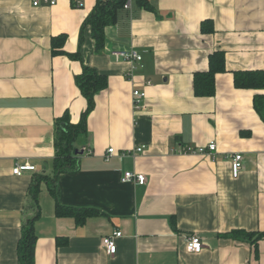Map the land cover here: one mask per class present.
<instances>
[{
    "label": "crops",
    "instance_id": "0c3cea01",
    "mask_svg": "<svg viewBox=\"0 0 264 264\" xmlns=\"http://www.w3.org/2000/svg\"><path fill=\"white\" fill-rule=\"evenodd\" d=\"M82 2L0 0V264H17L35 183L34 264H264V121L253 104L264 89L236 88L232 74L264 70V0H131L99 50L82 27L96 0ZM61 34L65 53L52 54ZM77 50L79 60L69 56ZM120 50L141 60L111 54ZM215 51L225 70L214 95L196 96L194 74ZM83 65L106 86L73 142L77 170L52 182L42 176H54L58 120L79 122L87 105L75 84ZM134 89L145 92L138 104ZM210 141L214 158L178 152ZM25 163L35 169L12 173ZM124 171L145 182H121ZM52 185L60 204L91 209L82 223L56 215ZM114 230L121 236L107 255L102 238ZM189 235L202 239L200 252L186 250Z\"/></svg>",
    "mask_w": 264,
    "mask_h": 264
},
{
    "label": "trees",
    "instance_id": "16d2710c",
    "mask_svg": "<svg viewBox=\"0 0 264 264\" xmlns=\"http://www.w3.org/2000/svg\"><path fill=\"white\" fill-rule=\"evenodd\" d=\"M137 3H145L147 0H135ZM127 0H96L93 10L84 21L82 27L89 26L91 37L94 40L95 49L99 50L104 44V28L114 24ZM66 36L64 34L53 36L51 38L52 54L65 53L62 50ZM81 42V39H80ZM73 59H80L79 50L69 54ZM209 69L204 72H197L193 78V89L196 96H212L215 92V74L225 70L224 54L221 51H215L209 57ZM233 83L236 88L244 89H264V70L254 71H233ZM75 84L80 93L85 97L87 105L77 123H71L67 114L58 120V133L55 139L56 155L54 158V176H42L52 182L62 172H74L77 170L76 153L73 142L76 136L85 131L86 117L94 106V95L97 91L106 86V77L99 74L94 68L83 65L81 72L75 76ZM254 108L260 118L264 121V96L256 95L253 99ZM36 182V181H35ZM50 192L56 200L55 213L57 216H72L78 222L82 223L85 217L91 213V209L73 208L64 206L57 200V191L55 186L50 187ZM37 183L32 184L29 189L32 205L36 208L34 215L28 218L24 223L21 236L17 244V264H34V246L36 235L34 233V221L39 216L37 205ZM234 237L249 238L251 234L241 231H233ZM263 233H257L255 242L262 237ZM250 239V238H249ZM253 241V242H254Z\"/></svg>",
    "mask_w": 264,
    "mask_h": 264
},
{
    "label": "built area",
    "instance_id": "2783aa9c",
    "mask_svg": "<svg viewBox=\"0 0 264 264\" xmlns=\"http://www.w3.org/2000/svg\"><path fill=\"white\" fill-rule=\"evenodd\" d=\"M33 6L39 5H48L53 6L56 4L57 0H30ZM71 4L75 8H80L83 6L82 0H70ZM131 0H127L124 4V9H130ZM112 55L117 58H123L127 61H139L141 60V56L136 53L134 50L129 51H112ZM147 84H150V81H147ZM133 102L138 104L139 100L145 97V92L139 89H134L132 91ZM91 153L90 149H86L83 147V151ZM138 152L142 150V147L136 149ZM114 152L113 148H109L107 153L110 155ZM180 153L184 154H204L209 157L214 158L216 154V143L214 141L208 142L206 145L199 146H187L185 148H181L178 150ZM242 167V155L240 153H234L231 158V171L232 176L237 177ZM34 165H30L28 163L25 164H17L12 168V173L15 175H20L25 170H34ZM121 182H134L137 184H143L145 182V175L142 173H136L133 171H124L120 178ZM121 236V231L114 230L110 234L105 235L102 238V246L104 247L105 253L107 255H113L116 252V242L115 240ZM203 247L202 239L197 235H189L186 238V250L189 252H200Z\"/></svg>",
    "mask_w": 264,
    "mask_h": 264
},
{
    "label": "water",
    "instance_id": "95a60500",
    "mask_svg": "<svg viewBox=\"0 0 264 264\" xmlns=\"http://www.w3.org/2000/svg\"><path fill=\"white\" fill-rule=\"evenodd\" d=\"M82 152V151H81ZM75 153H77V150H75Z\"/></svg>",
    "mask_w": 264,
    "mask_h": 264
}]
</instances>
